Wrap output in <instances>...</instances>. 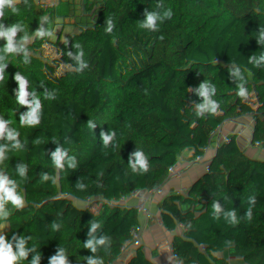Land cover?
I'll return each instance as SVG.
<instances>
[{
    "label": "trees",
    "instance_id": "obj_1",
    "mask_svg": "<svg viewBox=\"0 0 264 264\" xmlns=\"http://www.w3.org/2000/svg\"><path fill=\"white\" fill-rule=\"evenodd\" d=\"M85 1L81 23L97 28L80 51L69 48V0H29V10L18 0L0 18V31L19 26L14 53L29 57L27 67L20 57L0 60V112L5 107L16 127L0 136V177L14 171L28 195L22 207L5 201L0 213V237L14 254L27 252L15 264H51L59 255L66 264H170L203 244L214 247L213 264L238 261L264 225V173L251 180L264 165V0ZM169 8L173 16L157 21L159 31L121 38L119 26L138 11L144 23L145 10L163 17ZM100 32L124 47L103 46V36L95 42ZM244 41L243 55L232 61L227 52ZM71 61L86 63L93 76ZM63 71L74 78L68 94L79 96L70 104ZM17 74L27 82L28 107L19 102ZM194 80L231 115H194L187 105L204 103L191 90ZM33 108L38 123L29 124ZM20 147L39 161L12 170ZM57 149L65 154L62 167L54 162ZM102 238L95 252L85 247ZM254 264H264V237Z\"/></svg>",
    "mask_w": 264,
    "mask_h": 264
},
{
    "label": "clouds",
    "instance_id": "obj_2",
    "mask_svg": "<svg viewBox=\"0 0 264 264\" xmlns=\"http://www.w3.org/2000/svg\"><path fill=\"white\" fill-rule=\"evenodd\" d=\"M18 0H0V18L4 16V9L5 6H13L15 3H17ZM159 6V5H158ZM15 11V9H13ZM145 16L146 19L144 23L141 25V27L145 29H149L152 31H159L157 21H163V19H171L173 16L172 10L169 8L165 11L163 17L160 16L157 12H148L145 10ZM113 24L111 21H108V28L107 31L110 33L112 31ZM19 30V26L14 25L8 30L0 31V38H4L7 40V44L5 46L4 51L8 53H14L18 51L19 49L16 48L14 44V37L17 34V31ZM49 33H46L44 31H38L37 35L43 37L44 35H48ZM163 36L160 37L161 40H163ZM25 40H27V37H25ZM27 51L25 50V63H27ZM79 60V57H77ZM88 65L84 63L83 61H80V67L77 69V71H82L84 68H87ZM4 73V66L0 65V79L3 78ZM15 79L18 81L20 86V94H19V102L21 104H28V101L26 99L28 93L25 90L26 89V80L19 74L15 76ZM199 94L204 97V103L198 106V116H203L205 112H209L212 114H215L218 108V105L212 101L209 97L208 88L206 84H201ZM246 90L241 88L239 91V95L241 97L246 96ZM39 107V104L36 105V108ZM36 108H33L32 112L30 113V117L27 121L29 124H35L38 123V119L36 118ZM5 131V122L0 120V136L3 135ZM9 138H13L11 133H9ZM108 143V142H107ZM106 143V144H107ZM64 153L61 152L60 149H57L56 152L53 153L54 162L57 166L62 167L61 161L63 160ZM135 156L137 158V165L140 169L143 170V172H147L149 170L148 162L146 157L143 155V153L137 152L135 153ZM3 157V152L0 150V158ZM135 167V166H134ZM23 171V169H21ZM45 180L48 179L47 176L44 177ZM9 181L5 178L0 177V213H3V206L5 201H11V203L16 207H22L23 206V200L15 194V191L13 188L9 187ZM216 211H219V205L214 206ZM233 217V222L235 223V214H231ZM248 218L251 219V210L248 212ZM98 225H93V230ZM105 243V240L102 238L99 241H96L95 244L93 241L89 240L85 247L90 248L93 252L96 251V245H102ZM27 255V252L24 250L23 247L20 248L19 252L14 254L11 248V245H8L4 242V238L0 237V264H15V261L18 259V257H25ZM51 264H66L65 258L62 255L55 256L52 258ZM89 264H103L102 260H95L90 259Z\"/></svg>",
    "mask_w": 264,
    "mask_h": 264
},
{
    "label": "crops",
    "instance_id": "obj_3",
    "mask_svg": "<svg viewBox=\"0 0 264 264\" xmlns=\"http://www.w3.org/2000/svg\"><path fill=\"white\" fill-rule=\"evenodd\" d=\"M24 4H27L26 0H23ZM69 4L71 5V13L73 16V19L75 21V26L72 28V32L75 35L72 39L77 38L76 40H73V49L76 51L82 50L84 48L82 46V38H85L86 36L90 35L91 32L97 28L96 24H82L81 20L84 17V12L87 10V5L85 0H69ZM93 4V3H92ZM132 22H135L134 19L127 21L123 23L124 27L123 30L125 32L130 33L131 37V31L130 27ZM136 23V22H135ZM120 27V26H119ZM143 29V27H142ZM121 30V38L122 36V29ZM123 31V32H124ZM138 37L147 38V34L145 29L142 30L141 33L136 34ZM135 37V36H133ZM76 41V42H75ZM86 44V42H85ZM86 47V45H85ZM86 56L90 55V52L88 50L83 51ZM88 52V53H87ZM1 57L0 60L2 62H5L9 55L5 54L2 50L0 51ZM71 64L78 69L80 67V62L78 61H71ZM82 75H84L86 78L92 77L93 73L92 71L84 68L82 71H80ZM62 94L64 95V101L66 104H70L71 102H74L78 99L79 96H74V98L70 97L68 94V91L66 89L62 90ZM10 122V121H9ZM12 126V125H11ZM11 126H7V128H11ZM13 131L16 132V127L12 126ZM264 173V165H257L255 168V172L253 177L251 178L252 181L256 180L259 176H261ZM264 234V225L258 230V233L256 236L252 239V241L249 243V246L245 253L238 259V261L234 262V264H254L255 259L257 258L260 248H261V235ZM215 255V249L211 244H203L196 248H190L184 251L182 254V262L184 264H213V257Z\"/></svg>",
    "mask_w": 264,
    "mask_h": 264
},
{
    "label": "rangeland",
    "instance_id": "obj_4",
    "mask_svg": "<svg viewBox=\"0 0 264 264\" xmlns=\"http://www.w3.org/2000/svg\"><path fill=\"white\" fill-rule=\"evenodd\" d=\"M143 15H144V12L138 11L136 16L134 17V21L136 23H139L140 25H142L143 24ZM123 25L124 24L120 25V28L122 29V33H123L122 34V36H123L122 39L129 38L130 37V33L128 34V32H125L123 30V27H124ZM133 36H136V34H132L131 35V37H133ZM76 39L77 38L69 40V48H71L72 43H74L73 40H76ZM82 46L85 47V38H82ZM246 46H247V43H246V41H244L241 46L228 51L227 54L231 58L232 61L236 62L238 60V58H240L243 55ZM218 49L220 50V47H218ZM188 82H190V81H188ZM191 83L192 84H198L196 80L191 81ZM78 99H79V97H78ZM179 101H181V100H179ZM199 105H201L200 102H191L187 106H188L189 110L194 115H197L198 106ZM1 111L2 112H0V120L5 122V129H8L7 126H11L12 123L10 124L9 118L4 113L5 107ZM217 112H219L218 114L221 115L223 118H225V114H227V113L224 114V112H220L218 109H217ZM21 159H23V160H21ZM38 161L39 160H36V158L33 155H30V154L25 155L24 149H22V147H20V148H17V153H16V156H15V160H13L11 168H12V170H16V171H17V168L21 170V169H24L28 164H32V163H35V162H38ZM4 178L7 179L10 182L8 186L14 189L15 194L17 196H19L22 200H25L27 198L28 195H26L25 193L19 191L20 183H19V181L17 179V176H16L14 171L8 172L4 176Z\"/></svg>",
    "mask_w": 264,
    "mask_h": 264
},
{
    "label": "built area",
    "instance_id": "obj_5",
    "mask_svg": "<svg viewBox=\"0 0 264 264\" xmlns=\"http://www.w3.org/2000/svg\"><path fill=\"white\" fill-rule=\"evenodd\" d=\"M27 1V4H26V8H30V3H29V0H26ZM5 14H8V12L4 11ZM130 31L131 33L133 34H139L142 32V27L140 24L138 23H135L133 22L131 27H130ZM70 35H74L73 32H70ZM101 44L105 47H110V48H113L115 50H118L120 47H124L123 45H118V44H114L113 43V37L109 34H106L105 36H103L102 38V41H101ZM5 46L3 43L0 42V51L2 50L5 54L9 55L10 56H13V57H20L22 60H23V63L24 65L27 67L28 66V63H29V57L27 56V63H25V56H20L19 54H16V53H8L6 51H4L5 49ZM0 57H1V53H0ZM61 78H62V82H61V85L65 88V89H68L70 88L73 83H74V78L67 72V71H63L61 73ZM191 90L193 92L194 95L196 96H200L199 94V90H200V86L198 84H192L191 85ZM203 100L204 98L201 97ZM25 107H28L30 105H32V102L28 101V104H24ZM217 112V111H216ZM218 113V112H217ZM225 114V113H224ZM226 116V114H225ZM43 122L44 123H47L48 122V115H45L43 117ZM264 237V235H261V239ZM170 264H184L182 262V256H178L177 258H175ZM229 264H234V263H229Z\"/></svg>",
    "mask_w": 264,
    "mask_h": 264
},
{
    "label": "water",
    "instance_id": "obj_6",
    "mask_svg": "<svg viewBox=\"0 0 264 264\" xmlns=\"http://www.w3.org/2000/svg\"><path fill=\"white\" fill-rule=\"evenodd\" d=\"M103 36V32H100L99 34L96 35L95 37V42H97L101 37ZM12 84H13V81L9 82L8 84V90H9V93L11 92V87H12ZM220 112H222L220 109H218ZM219 113V112H218ZM231 114H226L225 117H228L230 116Z\"/></svg>",
    "mask_w": 264,
    "mask_h": 264
},
{
    "label": "snow or ice",
    "instance_id": "obj_7",
    "mask_svg": "<svg viewBox=\"0 0 264 264\" xmlns=\"http://www.w3.org/2000/svg\"><path fill=\"white\" fill-rule=\"evenodd\" d=\"M109 140H110V137L105 135L104 136V142L107 143Z\"/></svg>",
    "mask_w": 264,
    "mask_h": 264
}]
</instances>
